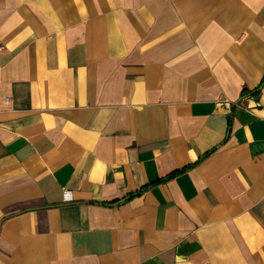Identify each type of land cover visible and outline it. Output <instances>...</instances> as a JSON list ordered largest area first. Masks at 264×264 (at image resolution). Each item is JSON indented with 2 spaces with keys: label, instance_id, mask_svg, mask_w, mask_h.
I'll return each mask as SVG.
<instances>
[{
  "label": "crops",
  "instance_id": "1",
  "mask_svg": "<svg viewBox=\"0 0 264 264\" xmlns=\"http://www.w3.org/2000/svg\"><path fill=\"white\" fill-rule=\"evenodd\" d=\"M262 78L264 0H0V264H264Z\"/></svg>",
  "mask_w": 264,
  "mask_h": 264
},
{
  "label": "trees",
  "instance_id": "2",
  "mask_svg": "<svg viewBox=\"0 0 264 264\" xmlns=\"http://www.w3.org/2000/svg\"><path fill=\"white\" fill-rule=\"evenodd\" d=\"M262 88H264V78H262V80H261V82L259 83V85H258V87L255 89V90H253V91H247L246 89H243L242 90V94L244 95V94H251V95H258L259 93H260V91H261V89ZM209 153H207L206 155H208ZM205 155V156H206ZM188 167H186V168H183L182 170H179V171H176V172H174V173H171L170 175H168V176H166V177H164V178H162V179H158L154 184H160V183H163V182H165V181H167V180H170V179H172L173 177H175L176 175H178V174H180V173H182V172H184L186 169H187ZM148 188V186H144V187H142L140 190H138V191H136L134 194H131L130 195V197H132L133 195H139L142 191H144L145 189H147ZM129 197V198H130ZM119 201H114V202H112V203H101L102 205H110V204H115V203H118Z\"/></svg>",
  "mask_w": 264,
  "mask_h": 264
},
{
  "label": "built area",
  "instance_id": "3",
  "mask_svg": "<svg viewBox=\"0 0 264 264\" xmlns=\"http://www.w3.org/2000/svg\"><path fill=\"white\" fill-rule=\"evenodd\" d=\"M6 101L8 100V98L5 99ZM69 192L68 191H64V196L66 200H69Z\"/></svg>",
  "mask_w": 264,
  "mask_h": 264
}]
</instances>
